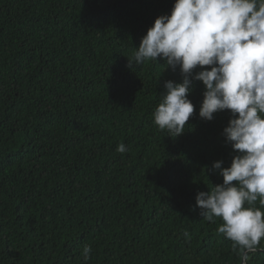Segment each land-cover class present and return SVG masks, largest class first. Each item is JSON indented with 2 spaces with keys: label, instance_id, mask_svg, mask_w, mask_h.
Here are the masks:
<instances>
[{
  "label": "trees",
  "instance_id": "1",
  "mask_svg": "<svg viewBox=\"0 0 264 264\" xmlns=\"http://www.w3.org/2000/svg\"><path fill=\"white\" fill-rule=\"evenodd\" d=\"M174 3L0 0V264H238L222 219L196 205L223 183L214 162L237 154L231 111L202 119L193 79L194 113L173 136L153 113L179 66H128ZM258 249L247 264H264V238Z\"/></svg>",
  "mask_w": 264,
  "mask_h": 264
},
{
  "label": "clouds",
  "instance_id": "2",
  "mask_svg": "<svg viewBox=\"0 0 264 264\" xmlns=\"http://www.w3.org/2000/svg\"><path fill=\"white\" fill-rule=\"evenodd\" d=\"M158 58L166 68L179 66L183 76L182 82H164L153 113L159 129L173 136L184 132L194 113L193 79L205 86L202 119L231 111L223 135L237 154L228 167L214 162L223 183L199 192L196 205L203 219H222L218 232L233 242L238 264H247L264 238V211L254 206L258 196L264 206V0H175L171 13L158 16L142 37L128 66ZM116 150L128 148L120 143ZM90 252L85 245V259Z\"/></svg>",
  "mask_w": 264,
  "mask_h": 264
}]
</instances>
